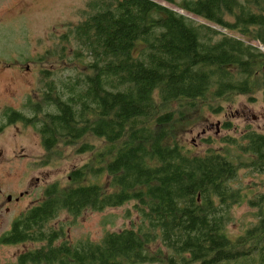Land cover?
Masks as SVG:
<instances>
[{
	"label": "trees",
	"instance_id": "obj_1",
	"mask_svg": "<svg viewBox=\"0 0 264 264\" xmlns=\"http://www.w3.org/2000/svg\"><path fill=\"white\" fill-rule=\"evenodd\" d=\"M178 7L264 46V0ZM58 40L63 78L43 70L40 99L10 108L8 124L35 129L44 167L65 148L89 158L47 185L1 237L3 245H36L16 264H220L263 249L264 218L236 239L228 226L233 207L264 206V195L251 199L235 186L242 172L264 175V132L247 127L203 154L181 140L192 114H220L224 102L257 88L264 98L263 51L155 0H92ZM127 204L139 215L136 229L58 245L62 232L50 224L61 215Z\"/></svg>",
	"mask_w": 264,
	"mask_h": 264
},
{
	"label": "rangeland",
	"instance_id": "obj_2",
	"mask_svg": "<svg viewBox=\"0 0 264 264\" xmlns=\"http://www.w3.org/2000/svg\"><path fill=\"white\" fill-rule=\"evenodd\" d=\"M90 1L0 0V120L6 108L21 111L26 100L40 99L43 70H57L59 74L56 76L61 77L57 60L61 46L58 38L66 32L69 24H76L81 19ZM155 1L185 15L196 24L234 36L264 53L261 43L248 41L241 35L182 10L178 5L184 0H175V4ZM48 51L54 55L45 59ZM172 108L175 106L172 105ZM191 119L197 120L182 134L181 140L199 154L209 147L218 149L224 146L223 139L227 136L240 138L247 127L264 132L262 91L257 88L251 96L233 97L223 103L220 114L203 110L192 114ZM228 123L231 129L226 127ZM1 151H4L5 163L0 164V239L23 212L43 199L47 185L65 182L68 172L89 158L88 154L77 155L74 149L65 148L60 158L44 167L45 155L39 135L34 128L25 127L22 123L12 124L0 135ZM235 186L244 188V193L251 199L260 197L264 195V175L242 172ZM10 197L11 201H8ZM259 207H250L246 201L230 210L233 219L228 226V233L231 238L246 235L263 221L264 206L261 209ZM131 210L132 204H127L103 212L86 211L76 218L63 214L53 220L50 226L62 232L58 245L64 241L71 244L80 240L99 242L108 232L136 229L139 215ZM160 245L153 246L152 251L158 250ZM35 247L32 243L12 246L0 242V264H16L21 253ZM263 250L264 247L262 249L259 245V249L253 248L247 257L220 264H264Z\"/></svg>",
	"mask_w": 264,
	"mask_h": 264
},
{
	"label": "flooded vegetation",
	"instance_id": "obj_3",
	"mask_svg": "<svg viewBox=\"0 0 264 264\" xmlns=\"http://www.w3.org/2000/svg\"><path fill=\"white\" fill-rule=\"evenodd\" d=\"M9 109H10V107H8V108H6L5 109V113H3V116L1 117V120H0V135H2L3 133H4V131L6 130V128H8L9 126H11V125H9L8 124V116H10L8 113H9ZM11 117V116H10ZM3 120H4V123H3ZM3 163H5V154H4V151H1L0 152V164H3ZM21 196H22V194H21ZM8 199V198H7ZM8 201H11V197H10V199H8Z\"/></svg>",
	"mask_w": 264,
	"mask_h": 264
},
{
	"label": "water",
	"instance_id": "obj_4",
	"mask_svg": "<svg viewBox=\"0 0 264 264\" xmlns=\"http://www.w3.org/2000/svg\"><path fill=\"white\" fill-rule=\"evenodd\" d=\"M10 199V198H9Z\"/></svg>",
	"mask_w": 264,
	"mask_h": 264
}]
</instances>
